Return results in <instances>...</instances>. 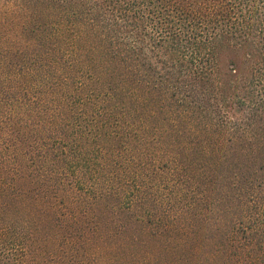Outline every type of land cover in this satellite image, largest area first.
<instances>
[{
	"label": "trees",
	"instance_id": "trees-1",
	"mask_svg": "<svg viewBox=\"0 0 264 264\" xmlns=\"http://www.w3.org/2000/svg\"><path fill=\"white\" fill-rule=\"evenodd\" d=\"M0 264H264V0H0Z\"/></svg>",
	"mask_w": 264,
	"mask_h": 264
}]
</instances>
